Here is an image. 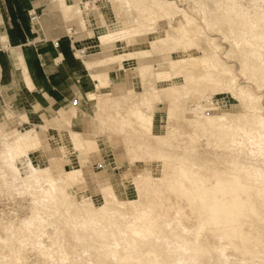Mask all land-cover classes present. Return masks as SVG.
Segmentation results:
<instances>
[{"label":"rangeland","instance_id":"1","mask_svg":"<svg viewBox=\"0 0 264 264\" xmlns=\"http://www.w3.org/2000/svg\"><path fill=\"white\" fill-rule=\"evenodd\" d=\"M59 1L62 10L66 5L82 7L91 31L76 33L74 26V34L67 27L64 34L71 45L77 40L94 44L87 53L97 57L88 58L95 68L102 60L119 54L121 45L101 44L93 38L98 28L114 19L108 0ZM176 1L180 13L193 19L190 35L200 37L208 50L201 48L192 57L180 58L167 45L158 55L147 48L145 62L160 61L150 89L146 83L152 81L137 72L141 59L136 57L131 62L127 58L118 60L117 71L125 69L127 77L124 87L113 92L100 86L96 92L98 96L140 88L147 92L148 100L135 111L141 112L138 118L143 122H135L155 132L169 120L172 125L167 127L173 126L171 132L176 136L168 137L167 129L166 136L154 134L152 140L163 147L155 150L156 156L146 154L144 158L138 149L129 156L124 134L116 132L113 123L105 119L108 117H103L105 132L95 139L98 148L80 146L73 140L67 122L56 126L48 118L42 126L33 125L35 118L28 113L26 99L0 88V118L9 119L8 128L15 126L17 134L16 139L12 132L0 134V264H69L72 259L74 264H113L115 258L120 264H229V257L215 251L221 236L233 245L236 254L240 253L241 261L236 264H264V232L259 230L264 228V0L254 5L240 1V7L235 4L237 0ZM143 3H120V8L126 9L127 23H139L142 18L138 14H148L154 23H173L184 32V18L177 24L169 15L160 19L159 13ZM29 13L31 22L39 25L40 15L33 10ZM86 50L84 46L82 51ZM73 53H78L75 48ZM104 68L110 67L97 70ZM107 74L110 78L107 71L100 75ZM175 84L213 105L206 108L192 96H178V91H170ZM0 85H5L1 75ZM207 90L210 93L205 95ZM35 102L60 110L61 120L80 118L78 131L83 134L100 132L92 101L87 102V109L79 104L65 107L69 101L63 106ZM120 114L125 120V113ZM215 114L227 118H214ZM174 115L186 119L192 129L193 122L198 123L201 137L196 140L172 123ZM154 118H160V122ZM31 139L37 140L34 149L27 145ZM75 170L74 181L69 183L67 173ZM36 174L39 181H31ZM44 176L54 186L43 185ZM105 185H110L109 193L117 199L139 201V205L152 206L151 211L134 221L125 215H110L102 206L83 208V195L96 196ZM43 214L49 221L40 220ZM73 215L91 221L77 225L78 218ZM135 222L146 236L133 231ZM122 230L135 238L132 248L115 244ZM87 243L96 244L97 251L110 250V259L99 252L93 263L84 252Z\"/></svg>","mask_w":264,"mask_h":264},{"label":"bare ground","instance_id":"2","mask_svg":"<svg viewBox=\"0 0 264 264\" xmlns=\"http://www.w3.org/2000/svg\"><path fill=\"white\" fill-rule=\"evenodd\" d=\"M137 1L144 2L143 4H145L147 9H150L153 12L159 13L157 15L160 19L165 18L169 15V17L172 18L171 21L172 22L175 21L177 24L180 21L179 18L180 19L184 18L187 21V24L184 27V32L179 30L177 26H175L173 23L171 24L154 23L151 19L152 17L148 14H138V16L142 18L141 19L142 21L139 23H135V22L127 23V16H126L127 14H125L126 9H121L120 3H124L125 5H130V4H133L134 2L136 4ZM240 1H244L246 3L250 2L252 5H254L257 2V0H237V2L235 3L236 6L240 7L242 5ZM108 3L110 6L111 13H113L112 15L114 16L112 18L114 19L113 20L111 19L109 22L104 21L105 24L100 29L98 28V34L95 35L93 38L94 40L101 42V44H106V42H114L115 43V44L113 43L114 46L118 47L119 45H121V47L118 48L117 50L119 54H115L114 56H111V57H108L102 60L99 64L100 67L102 66L111 67V65L115 64L116 68H118L119 61H121L120 59L127 58L131 62L133 61L134 58L139 57V60L141 59V61H139V64L136 67L137 72L139 75L141 74L142 77L146 79V81H152V82L146 83V88L150 89V87L154 84V80H156L157 78V77L156 78L154 77V74L156 73L155 72L156 66L160 64V61L159 60L148 61V59L146 58L148 62L147 61L145 62L144 60L145 59L144 57L145 49L148 48L150 53H155L158 55L163 51L161 48L167 45L170 49L174 50L177 56L180 58L182 56L185 57L186 55H189V57H192L193 53L196 50L201 49V48H205L206 50H208L207 46L202 44L203 40L200 37H195V36L192 37L190 35V32L193 31V19L187 16L186 13H180V9H179L180 7L178 6L179 4L177 3L176 0H173V1H170V0H110V2L108 0ZM193 3H195V1ZM75 8L74 9L72 7L68 8L67 5L63 7V13L65 14L67 22H70L69 24L71 26V29L69 30L71 31V33L74 34V32L72 31V26L75 24V26H77L76 33L78 31L90 32L91 31L90 28L85 23L82 7L80 5H77V7ZM188 20H190V22ZM73 46L78 52L81 51L84 53V51H82L84 46L86 49H88L94 46V44L84 42L83 40L81 41L77 40L73 43ZM184 59L186 60V58ZM182 62L186 63V61H182ZM87 66H89L88 63H87ZM172 66L173 67L175 66V62H172ZM123 70L125 69H122V71L121 70L119 71L123 72ZM92 76L99 80V83L97 84L98 87L101 86V87H104L105 89L106 88L110 89V84L108 81L109 80L108 74L106 75V77H103L100 74H92ZM157 88L158 90H160L159 87ZM175 90L178 91V96L181 93H184L188 96H192L195 101H198L200 105H203L206 108L213 105V103H210L208 100L204 101L202 98L203 96H198L196 95V93L189 91L187 88H182L181 84H175L174 87L170 89V91L172 92H175ZM206 92L210 93V91L207 90L205 91V95H206ZM245 93L249 94L247 92ZM148 98H149V95L147 94V92L141 88L134 90V91L127 90L124 93H119V94L102 92L101 95L99 96L97 95L96 92H93L92 96H90V100L92 101L94 106L97 108L95 117L99 121L98 123H101L100 125L101 128L99 129L100 132L96 134H92V133L83 134L81 131H78V128L80 127L79 118H74L71 122L63 120V119L61 120L62 117L59 114H57L54 110H52V108L47 109L46 111H41L40 109L36 107L35 108L30 107L28 113L30 114L31 117L35 118L34 120L35 123H33V125L37 124V125L42 126L44 125V122L48 120V118H51L50 123H54V125L56 126L59 125V122H62V121H64L65 123L67 122L70 126V129H71L70 132H71V135L73 136V140H75L77 143H80L81 144L80 146H84V147L92 146L94 148H98L97 143L95 142V139L103 135L102 132H105L103 130L106 124L105 119H107L111 123H113L114 129H116V132L120 131L122 134H124L123 141L126 144L128 155L132 156L133 152L138 149L143 152L142 156L146 158L148 155H151V154H153L154 156L158 155L157 153H155V150H160L163 148V147H160L158 144H156L152 140L151 137L154 134L166 136L165 133H167L166 131L167 129L168 132H170L168 133V137H170L171 139H174L176 137L174 135V132L173 131L171 132V127L173 126H171L170 128L167 127V125H172L170 124L169 120L165 124L163 123V127L160 126L159 129L153 130L155 132H150L146 128H144L143 126L135 122L136 119H138L140 123L143 122L138 118V116L141 115V112L137 113L135 111L138 107H142V102L147 101ZM127 109H130V111L126 112ZM119 112L125 113L126 121L123 118L120 119L121 114ZM103 117H108V118L104 119ZM8 118H10L11 120L13 116L8 117ZM214 118L222 119V118H227V116L223 114H215ZM154 119L160 122V118H154ZM130 120H131V123H130L131 125L130 124L127 125L126 123ZM8 121L9 119L5 120L3 118H0V134L6 135V133L12 132L11 133V135L13 134L12 137L16 139L15 135L17 134L14 129L15 126L9 127L10 128L9 130L8 126L10 123ZM170 121L172 123H175L176 126L181 128L182 130L185 129L186 132H190L193 135L194 139L198 140L199 137H201L202 128L198 123L194 124L193 122L194 127L192 129L187 125V120L184 118L176 117L174 115L170 118ZM21 122L22 121L20 119L19 123ZM8 136H4V137L9 138L10 136L9 137ZM36 141L34 139H31V142L27 144L28 147L30 149H34L36 146ZM173 141H174L173 143H176L175 140ZM193 142L196 143V146H197V142L195 141ZM174 150L175 149H172L171 152H173ZM159 159H161L162 161L165 160L164 158H159ZM144 170L145 171L147 170L150 172V169L144 168ZM76 171L78 170L67 173V178H68L69 183L74 181L75 177H73V173H75ZM155 179L157 180V178ZM30 180L33 182H37L39 181V177L36 174L32 176ZM171 182L172 180L170 181V183ZM42 184L54 186L53 183H50V180L46 176H44L42 180ZM109 188H110V185L103 186L100 189V192L96 196H92V195L84 196L83 195V198L81 199V202H80L83 208H88V207L97 208L99 206H102L105 208L106 213H110V215L120 214L122 216L124 215L128 216V219L137 218L138 220H141L142 217L147 212L151 211L152 206L146 207V206L139 205L140 204L138 203L139 201L124 202V201L117 199L114 193L113 195H110ZM96 201L98 202L96 203ZM78 216L77 215L74 216L75 219L78 218L76 220L77 225L80 223L82 224L84 220L91 221L90 219H87V218L82 219ZM39 217L41 218L40 220L42 222L49 221L47 216L44 214L40 215ZM108 219H110V216H108ZM124 219L121 218V220H124ZM127 222L128 220H126V223ZM120 225L125 227V224H123L122 222L120 223ZM137 225L138 223L135 222L133 231H135V233L137 234L146 236L147 233L144 232L143 230H138ZM259 230L261 232H264L263 227L259 228ZM118 235L120 236V238L118 239V241H116L115 244L123 243L128 249L132 248L133 246L132 242H134L135 238H133L132 236H130L123 230ZM103 242L107 243V241H103ZM220 242L221 243L214 245L216 253L219 256L229 257L228 259L229 264H236L240 259V257H238L240 256V253L236 254V252L232 250L233 245L229 243L228 241L224 240L222 236L220 237ZM98 248L99 247L96 244L87 243L86 246L84 247V252L89 255L93 263H94L93 257H97L99 252H103L104 257L107 260L110 259V256H111L110 250L100 249L101 251H97ZM252 257L253 256L249 257V259H251V262H252ZM69 261H70V263L68 262L69 264H74L73 259ZM111 261L114 262L113 264H120L116 258ZM135 264H139V263L136 262Z\"/></svg>","mask_w":264,"mask_h":264},{"label":"crops","instance_id":"3","mask_svg":"<svg viewBox=\"0 0 264 264\" xmlns=\"http://www.w3.org/2000/svg\"><path fill=\"white\" fill-rule=\"evenodd\" d=\"M30 10L40 15L39 25L31 22ZM65 27L69 30L59 0H0V75L5 78L0 88L25 98L28 111L30 107L50 109L35 100L48 106H63L69 101L65 107L79 104L87 109L89 94L100 88L92 74L109 72L113 92L126 83V73L117 68L98 71L100 66L95 68L94 62L88 60L97 58L88 55L91 48L74 54L73 44L65 37ZM54 111L61 116L60 110Z\"/></svg>","mask_w":264,"mask_h":264}]
</instances>
